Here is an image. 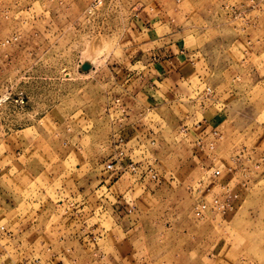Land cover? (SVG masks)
<instances>
[{
  "label": "rangeland",
  "instance_id": "rangeland-1",
  "mask_svg": "<svg viewBox=\"0 0 264 264\" xmlns=\"http://www.w3.org/2000/svg\"><path fill=\"white\" fill-rule=\"evenodd\" d=\"M0 264H264V0H0Z\"/></svg>",
  "mask_w": 264,
  "mask_h": 264
},
{
  "label": "crops",
  "instance_id": "crops-1",
  "mask_svg": "<svg viewBox=\"0 0 264 264\" xmlns=\"http://www.w3.org/2000/svg\"><path fill=\"white\" fill-rule=\"evenodd\" d=\"M187 119H188V122L182 124L180 133H183L182 137L190 138L192 140V142L193 141L195 142L196 140H199L204 135L208 134L210 129H212V126L210 125V123H207L206 121L196 120L194 122H191L190 121V119H192L191 116H189ZM131 126H130V134H131V137H133L134 134H136V132L138 131L135 128L139 127V125L136 126L135 128H133V125H131ZM152 133H153L152 129L148 128V133H146V134L151 136ZM127 138H128V136L125 137L124 139L127 140ZM132 140H134V137L129 141L131 146L133 145L132 144V142H133ZM136 146H133L132 150H134L136 148Z\"/></svg>",
  "mask_w": 264,
  "mask_h": 264
},
{
  "label": "built area",
  "instance_id": "built-area-1",
  "mask_svg": "<svg viewBox=\"0 0 264 264\" xmlns=\"http://www.w3.org/2000/svg\"><path fill=\"white\" fill-rule=\"evenodd\" d=\"M120 142H122V141H120ZM129 167L135 172V166L130 165ZM149 173H150L152 179L157 178L156 175L154 173H152V171H149ZM215 174L219 175V172H215ZM213 206L217 209H225V207H227V204L220 202L218 200H214ZM204 209H206V205H201V206L196 207L195 208L196 215L201 216Z\"/></svg>",
  "mask_w": 264,
  "mask_h": 264
},
{
  "label": "water",
  "instance_id": "water-1",
  "mask_svg": "<svg viewBox=\"0 0 264 264\" xmlns=\"http://www.w3.org/2000/svg\"><path fill=\"white\" fill-rule=\"evenodd\" d=\"M89 68H90V65H88V64H83L82 65V70L83 71H87Z\"/></svg>",
  "mask_w": 264,
  "mask_h": 264
}]
</instances>
